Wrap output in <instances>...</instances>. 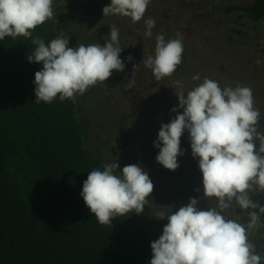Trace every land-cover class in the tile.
<instances>
[{"label":"clouds","instance_id":"9594fccd","mask_svg":"<svg viewBox=\"0 0 264 264\" xmlns=\"http://www.w3.org/2000/svg\"><path fill=\"white\" fill-rule=\"evenodd\" d=\"M151 0H109L103 16L128 17L132 23L144 20V37L151 38L156 22L144 19ZM54 0H0V41L5 37L31 39L34 49L29 62L42 65L34 73L35 102L52 103L74 99L97 83L105 82L113 70L123 71L119 28L111 26L104 43L69 47V39L56 36L49 41L34 36V30L54 16ZM183 38L155 36L154 53L147 55L144 66L155 80L170 77L182 63ZM125 59L131 60L129 55ZM261 64L260 59L256 60ZM194 81H201L199 73ZM177 105L169 122H161L153 147L159 149L156 161L164 168L179 167L184 155L181 137L188 133L191 155L197 159L203 193L190 197L186 204L170 213L161 235L150 242L149 264H264V255L256 251L250 237L264 229V204L253 195L264 193V132L259 130L260 109L255 107L252 89L237 84L220 86L204 77L202 82L185 89L173 81ZM177 109H182L178 112ZM199 191V189H197ZM153 192L147 171L139 164L122 168L109 162L88 172L80 195L97 222L111 225L112 220L139 214ZM215 199L207 210L197 207L200 199ZM246 212V220L232 218L230 210Z\"/></svg>","mask_w":264,"mask_h":264},{"label":"rangeland","instance_id":"374dc122","mask_svg":"<svg viewBox=\"0 0 264 264\" xmlns=\"http://www.w3.org/2000/svg\"><path fill=\"white\" fill-rule=\"evenodd\" d=\"M252 2L151 0L144 19L153 18L156 26L153 36L146 38L143 19L132 23L124 16H103L102 8L109 0H54V16L50 20L67 22L68 28L62 30L60 36L69 39V47L81 43L103 44L109 39L111 26L119 28L123 71L113 70L105 82L97 83L72 100L84 129V143L104 164L115 161L122 168L139 163L147 171L153 192L143 212L128 216L138 221L150 242L161 235L167 223L166 218L154 217L157 213H170L172 208L175 211L190 197H200L203 193L201 172L197 159L191 155L186 131L181 137L184 155L177 157L178 168L166 169L155 159L159 149L153 147V141L160 124L176 115L170 112L178 103L173 81H182L185 89L202 82L204 77L218 81L221 87L237 84L250 87L255 107L261 112L259 130L264 132V20L255 21L249 14L229 10L233 5L243 7ZM161 32L166 39L175 38L179 33L184 52L182 63L172 76L157 81L151 70L145 68L143 60L154 53L155 36ZM129 55L132 59H125ZM257 59L262 63L257 64ZM197 73L201 81L192 79ZM204 199L198 201V208L207 210L215 206V199ZM229 214L241 222L247 216L238 207ZM255 236L260 244L264 241L262 230Z\"/></svg>","mask_w":264,"mask_h":264},{"label":"trees","instance_id":"16d2710c","mask_svg":"<svg viewBox=\"0 0 264 264\" xmlns=\"http://www.w3.org/2000/svg\"><path fill=\"white\" fill-rule=\"evenodd\" d=\"M229 10L264 20V0ZM67 28L48 20L33 35L47 42ZM33 49L23 37L0 41V264H149L150 237L134 217L102 225L85 205L82 183L104 162L85 145L72 99L35 102Z\"/></svg>","mask_w":264,"mask_h":264}]
</instances>
